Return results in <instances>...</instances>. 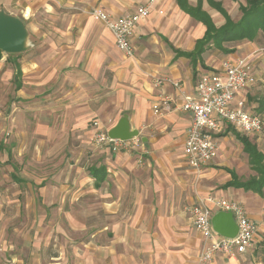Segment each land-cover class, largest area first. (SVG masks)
Here are the masks:
<instances>
[{"label": "crops", "instance_id": "1", "mask_svg": "<svg viewBox=\"0 0 264 264\" xmlns=\"http://www.w3.org/2000/svg\"><path fill=\"white\" fill-rule=\"evenodd\" d=\"M13 1L19 0H6ZM147 1L83 2L89 3L90 9L100 7L115 18H120L134 13ZM197 1L189 0L193 5ZM206 1L203 0V8L214 19L210 9H214L217 14L218 11ZM86 15L93 17L90 13ZM88 22L93 23L92 20ZM205 30V25L182 10L176 0H155L150 15L140 20L133 30L131 44L135 54L129 60H125L122 51L114 47L115 40L110 30L99 40L97 51L78 50L73 56L77 41L72 35L63 36L67 42L66 50L62 52L65 58L88 59L82 67L75 68L69 64L72 66L67 70L66 75L73 86V93L69 94L67 102L81 107L69 112V123H82L97 115L93 106L99 105L100 113L106 108L107 95L96 99L99 103L96 105L89 99L87 89L93 73L95 77H101L98 83L100 88L108 87V81L102 75V68L107 64L114 72L111 89L117 98L116 104L130 114L134 128H138L140 133L145 132L143 136L147 140L144 141L141 136L142 144L150 150L155 163L156 179L114 178L110 175L112 168L106 157L99 164L79 167L77 172L75 167L72 168L75 173L71 180L72 190L66 192L62 203L59 198L47 196L55 187L52 181L45 184L44 180L34 178L35 174L28 171V166L16 167L12 163L13 151L6 147V138L1 132L2 128L10 127L12 115L8 112L7 116H0V151H3L0 154V167L4 163L10 171L8 181L0 176V235L5 233V237L0 238V246L5 249L0 253L3 255L0 264L263 263V259L258 258L263 251L264 192L226 184L235 176L240 181L259 176L238 134L247 137L264 154V131L260 134H246L232 124L223 123L221 130L214 133L219 143L218 155L203 169L208 175L215 176L219 184L210 183L208 189H199L200 193L196 196L188 193L186 186L189 183L185 178L175 180L160 173L166 169L175 170V166L191 168L185 153V141L192 114L180 108V90L168 81L158 85L155 79L178 81L186 92L194 94L203 72L219 70L224 59L249 56L256 82L243 89L237 99H244L246 109L258 114L264 123V32H259L254 40L228 41L223 43L222 48L211 44L201 55H190ZM70 47L73 51L68 50ZM110 48L113 55L108 52ZM19 55L4 53L0 59V105L5 103V96L9 97L12 82L15 84L16 99L21 105L28 102L34 91L44 87L40 79L44 74H41L42 67L37 58L33 60L28 54ZM17 65L21 71L19 85L15 81ZM164 95L172 98V108L157 114L153 105ZM59 104V101L53 102L49 108L58 109ZM21 131L19 129L16 136H21ZM133 141L135 138L130 143ZM241 152L245 163L240 158ZM228 153L234 156L233 166L223 164L227 160L225 154ZM175 156L178 159L176 164L172 162ZM120 167L132 168L133 164L126 160ZM17 168H22L19 176L13 172ZM93 168L102 170L104 179L99 180L92 173ZM32 187H36L38 192L34 194ZM209 196L240 202L249 218L256 223L258 230L253 244L246 252H217L210 261L199 260L203 236L195 227L187 207Z\"/></svg>", "mask_w": 264, "mask_h": 264}, {"label": "rangeland", "instance_id": "2", "mask_svg": "<svg viewBox=\"0 0 264 264\" xmlns=\"http://www.w3.org/2000/svg\"><path fill=\"white\" fill-rule=\"evenodd\" d=\"M83 1L19 0L6 2V0H0V9L4 8L7 12L24 19L29 29V43L31 46L27 51L17 54H20L19 56L28 54L33 60L37 58L42 67L41 74H44L42 78L40 77L44 87L34 91V97L29 98L24 105H21L20 101L16 99L15 84L12 82L9 97L6 98L5 96V103L0 105V116H7L8 112L12 115V126L10 124V127L2 128L1 132L6 138V147L11 148V151H13L12 163L16 167L28 166V171L35 174L34 178L39 181L44 180L45 184H50L52 181L55 187L52 188L53 192H49L47 196L53 199L59 198L58 200H61L62 203L66 192L72 190L73 183L71 180L75 177L72 168L75 167L77 172L79 167L84 168L92 164H99L106 157L110 160L108 163L109 167L112 168L110 175L114 178L147 177L153 180L156 179L157 175L154 171L155 163L149 153L150 150L142 144L141 136L145 135L144 131L135 137L138 142L137 145L131 144L126 150H114L108 144H101L96 139L99 132H108L117 119L127 113L124 107L120 108L116 104L117 98L111 89V79L114 72L106 66L107 64L102 68V75L107 79L108 87L100 88L98 83L101 77H95L93 73L92 82H88L89 88L87 89L89 99L95 102L96 105L99 104L96 99L98 100L100 96L107 95L106 108L102 109L100 113L99 105L93 106V109L97 111V115L85 119L82 123H69V112L72 109H81V107L75 103L67 102L69 94L73 93V86L66 75L67 70L72 65L75 68L82 67L83 62L88 59L83 57L65 58L62 52L66 50L67 42L63 36L72 35L73 39L77 41L74 51L71 47L68 49L73 51V56L76 55L78 50L80 52L97 51L99 40L106 36V32H109V29L102 22L86 15L93 8L90 9L91 5L89 3L85 4ZM221 1L235 21L241 18L242 11L239 8L240 3L238 1ZM241 2L246 3L245 0H241ZM27 8H29V13H27ZM210 10L214 13V21L217 25L225 21L221 13L218 12L217 14L214 9ZM88 20H92L93 23H89ZM103 42L106 43V40L103 39ZM114 47L119 50L116 43ZM108 52L113 55L111 48L108 49ZM121 54L125 60L130 59L123 52ZM57 61L61 62L62 65L60 66ZM58 74L59 76L56 77ZM154 82L157 83L158 80L155 79ZM2 101L4 100L2 99ZM57 101L60 102L58 109L56 107L49 108V104L51 105V103ZM19 129L22 130L21 136H16ZM25 134H28V137ZM2 153L3 151H0V154ZM225 156L227 160L223 164L233 166L234 156L229 153ZM240 158L245 163L242 152ZM126 160H128V163L132 162V168L120 167L126 163ZM172 162L174 164L178 163L177 156L173 157ZM3 164L1 163L0 176L8 181L10 171L7 165L4 164L3 166ZM21 170L22 168H17L13 172L19 176ZM160 173L167 174L175 180L185 178L189 183L186 186L188 193H193L194 196L200 193L199 189H208L209 184L212 182L219 184V181L215 179L216 177L208 175L206 170L198 171L184 166H175V170L168 171L166 169ZM55 174L56 176L53 178ZM37 187L39 188V184ZM32 190L34 194L38 192L36 187H32ZM3 237H5V233H1L0 238ZM4 250L0 246V253ZM261 250H263V247H261ZM259 256V260L260 258L264 260V250L261 251ZM0 258L3 259V255H0Z\"/></svg>", "mask_w": 264, "mask_h": 264}, {"label": "built area", "instance_id": "3", "mask_svg": "<svg viewBox=\"0 0 264 264\" xmlns=\"http://www.w3.org/2000/svg\"><path fill=\"white\" fill-rule=\"evenodd\" d=\"M154 2L155 0H148L134 13L120 18H115L100 7L90 10V14L110 30L116 46L125 56L133 57L135 52L131 44V35L136 24L150 15ZM163 81L170 82L180 90L182 96L180 108L192 114L185 141V153L189 166L194 170H203L217 157L219 143L214 133L221 130L223 123L232 124L241 133L246 134H260L264 131L262 118L246 109L244 99H237V95L243 89L256 82L254 66L249 56L224 59L219 70L203 72L194 94L186 92L180 82L168 78H159L157 84ZM171 108L172 98L168 95L162 96L153 105V110L157 114H163ZM96 139L101 144H108L114 150L138 143L136 140L130 143L131 139L111 138L108 132H99ZM187 210L195 227L203 236L200 261L212 260L217 252L227 254L246 252L253 244L258 228L240 202L209 196L189 205ZM220 210L233 213L239 226L235 237H225L214 230L212 217Z\"/></svg>", "mask_w": 264, "mask_h": 264}, {"label": "trees", "instance_id": "4", "mask_svg": "<svg viewBox=\"0 0 264 264\" xmlns=\"http://www.w3.org/2000/svg\"><path fill=\"white\" fill-rule=\"evenodd\" d=\"M182 10L189 13L193 18L202 22L205 27V34L202 38L197 40L195 51L190 55L199 56L209 45H219L223 47L224 42L236 40H254L257 38L259 32H264V0H245L246 3L238 1L239 8L242 11V16L235 21L228 10L224 7L221 0H207L208 3L221 13L225 21L223 24L217 26L211 14L203 8V0H198L195 5L191 4L189 0H176ZM4 52L0 50V59ZM21 71L17 65V72L15 81L19 85V77ZM238 137L243 141L244 148L250 157L251 165L259 173L256 178H251L247 181H240L235 176L232 181L226 184L252 188L259 192H264V154L259 152L256 144L251 142L244 135L238 134ZM100 169H92V173L99 179H104L105 174ZM264 250V240L262 242ZM264 264V260L263 263Z\"/></svg>", "mask_w": 264, "mask_h": 264}, {"label": "water", "instance_id": "5", "mask_svg": "<svg viewBox=\"0 0 264 264\" xmlns=\"http://www.w3.org/2000/svg\"><path fill=\"white\" fill-rule=\"evenodd\" d=\"M29 29L24 19L0 9V50L7 54L25 52L30 47ZM114 139L130 140L140 135V130L131 125L129 114H124L118 122L108 130ZM144 141L146 137L142 136ZM213 228L225 237H235L239 226L231 211H217L212 217Z\"/></svg>", "mask_w": 264, "mask_h": 264}, {"label": "bare ground", "instance_id": "6", "mask_svg": "<svg viewBox=\"0 0 264 264\" xmlns=\"http://www.w3.org/2000/svg\"><path fill=\"white\" fill-rule=\"evenodd\" d=\"M27 13H29V12H27Z\"/></svg>", "mask_w": 264, "mask_h": 264}]
</instances>
